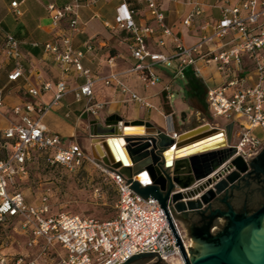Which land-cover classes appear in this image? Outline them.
Instances as JSON below:
<instances>
[{
  "label": "built area",
  "instance_id": "2783aa9c",
  "mask_svg": "<svg viewBox=\"0 0 264 264\" xmlns=\"http://www.w3.org/2000/svg\"><path fill=\"white\" fill-rule=\"evenodd\" d=\"M93 1L66 0L61 4H48L51 26L60 29L66 20L70 33L58 34L60 42L54 39L34 45L41 46L44 52L52 55L61 67L62 76L54 84L49 81L41 84L40 88L45 91L54 87L49 102L36 104L27 99L14 106L12 112L19 116L20 121L0 131L4 140L1 147L7 151L5 157L0 158V231L4 234L0 241V264H124L134 256L145 254L152 255L151 261L164 259L169 262L181 255L157 199L139 195L132 188V182L95 159L77 139L63 145L61 136L49 133L42 122L45 114L58 106L68 93L73 94L76 102H83L80 116L97 115L108 103L95 99L93 88L98 81L105 85L115 82L130 100L149 106L116 74L94 78L83 66L81 59L84 53L73 47L72 37L81 27L80 8ZM220 1L217 6L219 18L201 22L198 39L190 45H185L179 35L165 24V15L157 0H144L156 27L137 22L135 10L125 1L116 8L115 25L107 24L110 30L125 31L130 36L129 51L135 64L129 71L139 72L150 85L161 81L158 67L168 70L172 79H183L188 71L202 78L204 69L208 67L220 75L219 84L207 87L205 101L211 117L222 116L225 122L209 124L225 132V126L233 123L231 141L227 145L234 147L235 153L208 176L217 179L232 170L229 164L233 157L240 156L248 163L264 149V0H240L233 5H229L227 0ZM191 3L193 8L183 20L185 25H190L193 15L202 13L198 1ZM10 7L15 16L21 15L17 1H11ZM157 31L162 36L158 45L166 51H154L148 46L147 39ZM86 48L91 49V46ZM2 51L13 62L8 81L24 77L20 43L11 33H4ZM72 69L82 79L75 87L65 82ZM163 90L169 91V86L165 85ZM27 93L35 97L39 89L30 86ZM173 96L170 92L167 97L172 99ZM1 98L2 90L0 101ZM171 136L176 139L178 134L174 132ZM8 142L12 144L10 150L6 148ZM33 151L44 154V159L50 164L71 170L84 162L98 168L116 189L115 215L98 220L53 212L45 195L38 203L29 202L18 186L27 177V165ZM212 186L210 184L208 188ZM175 225L187 250L185 235L178 223ZM7 231L17 236L11 239Z\"/></svg>",
  "mask_w": 264,
  "mask_h": 264
},
{
  "label": "crops",
  "instance_id": "0c3cea01",
  "mask_svg": "<svg viewBox=\"0 0 264 264\" xmlns=\"http://www.w3.org/2000/svg\"><path fill=\"white\" fill-rule=\"evenodd\" d=\"M11 1L18 2L20 16H15L11 12ZM63 1L0 0V90H2L0 131L6 129L11 123L20 121L19 116L12 112L14 106L21 105L27 99L36 104L47 103L53 97L54 87L46 91L40 87L45 81L54 84L62 76L61 67L54 61L50 53L44 52L41 46H35L34 43L42 44L54 39L60 42L61 36L58 34L70 33L66 26V20L63 21L62 28H53L47 12L48 4H61ZM123 1L135 10L134 18L137 22L156 27V22L148 14L144 0H94L89 5L80 8L81 27L73 35L72 44L76 50L83 51L81 62L85 68L90 70L94 78L116 74L123 84L142 96L149 106H143L130 100L128 94L121 93L119 85L115 82L105 85L102 81H98L93 88L95 99L107 101V105L95 116H80L83 102H76L73 94L68 93L61 99L59 105L48 111L42 119L49 133L61 136L63 145L76 139V127L70 121L74 119L81 122L84 117L88 118L85 123L88 137L85 144L81 142L80 144L88 152L91 139L89 127L92 121L114 124L120 123V119L123 122L143 120L161 129L167 128L170 135L174 132L179 135L183 130L199 124L215 123L206 105L205 92L208 86L219 84L221 78L211 67L204 69L202 78L196 77L188 71V76L183 79H172L168 70L158 67L157 72L161 81L156 85L148 84L139 72L129 71L135 64L129 51L130 36L125 31H112L107 27V24L115 25L116 8ZM191 1H198L201 4L202 13L193 15L190 25H185L183 20L193 8ZM227 1L229 5H233L240 0ZM219 4H221L220 0H157L159 9L165 15V24L179 35L185 45L196 42L201 22L206 19L219 18L220 13L217 7ZM6 32L14 35L20 43L24 77L17 81H8L7 78L13 68V62L8 60L2 51L3 35ZM161 37L157 31L147 39L148 46L154 51H166V48L158 45V40ZM87 45L91 46V49H87ZM110 58H112L111 63L109 62ZM65 82L68 86L75 87L82 82V79L78 78L72 69L67 74ZM165 85L169 86V91L163 90ZM30 86L39 89L37 96L31 97L27 93ZM170 92L174 95L172 99L167 97ZM199 105L207 112V120L202 117ZM166 108L169 109L167 113L164 112ZM174 115L185 121V127L181 130L174 129ZM123 127L124 124L121 125L122 131ZM112 138L118 142L117 138L123 137ZM177 223L182 232L187 230L185 221L180 220ZM219 223L223 225L224 219L220 218ZM217 230L218 227L214 230L211 229L210 232L214 233ZM191 242L193 241H189V243Z\"/></svg>",
  "mask_w": 264,
  "mask_h": 264
},
{
  "label": "water",
  "instance_id": "95a60500",
  "mask_svg": "<svg viewBox=\"0 0 264 264\" xmlns=\"http://www.w3.org/2000/svg\"><path fill=\"white\" fill-rule=\"evenodd\" d=\"M122 124L123 128L144 126L145 132L124 134ZM232 128L233 123H228L223 132L218 126L203 123L183 130L174 139L167 128L143 120L120 119L114 124L92 121L89 151L132 182L139 195L158 200L185 264H264V149L248 163L240 156L233 157L229 164L232 170L225 177H208L235 153L234 147L227 145ZM218 131L225 133L224 146L173 160L165 156L173 148L178 152L190 142L211 138ZM116 136L124 138L130 163L115 138H109ZM210 184L213 186L208 188ZM220 218L224 219L223 225ZM180 220L185 221L190 238L200 243V247H188L190 256L175 225ZM214 227L220 230L210 232ZM141 257L152 255H137L124 264ZM154 264L167 263L161 259Z\"/></svg>",
  "mask_w": 264,
  "mask_h": 264
},
{
  "label": "rangeland",
  "instance_id": "374dc122",
  "mask_svg": "<svg viewBox=\"0 0 264 264\" xmlns=\"http://www.w3.org/2000/svg\"><path fill=\"white\" fill-rule=\"evenodd\" d=\"M200 110L202 117L207 120V112L202 107ZM164 112H169V109L166 108ZM213 119L217 122H225V118L222 116ZM82 120L80 122L72 119L70 123L76 127L75 138L79 143L85 144L88 137L85 123L88 118L84 117ZM173 122L176 130L185 127V121H182L177 115L173 116ZM6 145V148L10 150L12 144L8 142ZM6 152L5 148L0 147V158H4ZM44 158V154L33 151L32 159L27 165V177L18 186L29 202L38 203L40 198L45 195L48 197L53 212L77 214L98 220L110 219L115 215L116 189L103 172L89 162H84L79 168L71 170L61 165L50 164ZM95 189H99L98 192H95ZM182 233L187 242L191 240L194 242L192 247H200L199 242L190 239L187 230ZM6 234H9L11 239L17 236L10 231H7ZM3 235L0 231V241L4 238ZM151 259L152 257H141L130 264H142ZM173 260L166 263L179 262L177 259ZM158 261V259L152 260L154 263Z\"/></svg>",
  "mask_w": 264,
  "mask_h": 264
},
{
  "label": "bare ground",
  "instance_id": "6f19581e",
  "mask_svg": "<svg viewBox=\"0 0 264 264\" xmlns=\"http://www.w3.org/2000/svg\"><path fill=\"white\" fill-rule=\"evenodd\" d=\"M124 134H127V135H132V134H143L145 132V127L144 126H141V125H138V126H131V125H126V128H123V131H122ZM214 134H217L211 138H207L205 139L204 138H200V139H196L192 142H190V146L178 151V152H175V148H173L172 151H169L168 153L165 154V156L168 158V159H174L175 157L177 156H184V155H190V154H194V153H202V152H206V151H209V150H212L214 148H218L220 146H224L226 144V136H225V133L221 132V131H218L217 133H214ZM209 137V136H208ZM110 139H112V137H109ZM118 139V142L117 140L115 139V143H117L123 150L124 154H125V157L127 159V162L130 163V159L125 151V145H124V138H117ZM199 141V142H198ZM197 142V143H195ZM112 143L114 144V141H112ZM195 143V144H193ZM117 155V158H119V154L116 153ZM140 179L144 180V177H140ZM186 244V247H187V253L189 254V251H188V247H191L194 242H185ZM189 244V245H188ZM190 256V254H189ZM173 259H177L179 262L178 263H175V264H185L184 263V260L183 258L181 257V255H178L174 258L171 259V261ZM170 261V262H171ZM174 261V260H173ZM169 262V263H170Z\"/></svg>",
  "mask_w": 264,
  "mask_h": 264
},
{
  "label": "flooded vegetation",
  "instance_id": "af4514ba",
  "mask_svg": "<svg viewBox=\"0 0 264 264\" xmlns=\"http://www.w3.org/2000/svg\"><path fill=\"white\" fill-rule=\"evenodd\" d=\"M218 230H220V228H218ZM135 261H133L132 263H134ZM142 264H154V262H152L151 260H148L147 262H143Z\"/></svg>",
  "mask_w": 264,
  "mask_h": 264
},
{
  "label": "trees",
  "instance_id": "16d2710c",
  "mask_svg": "<svg viewBox=\"0 0 264 264\" xmlns=\"http://www.w3.org/2000/svg\"><path fill=\"white\" fill-rule=\"evenodd\" d=\"M188 76V74L186 73V77ZM0 135H1V132H0ZM2 144H4V140L1 139V136H0V147L2 146Z\"/></svg>",
  "mask_w": 264,
  "mask_h": 264
}]
</instances>
